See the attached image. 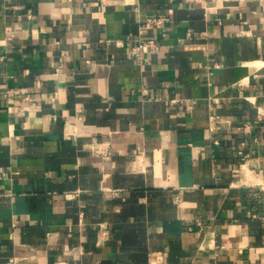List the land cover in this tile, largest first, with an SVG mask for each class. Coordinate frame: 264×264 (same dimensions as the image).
I'll return each instance as SVG.
<instances>
[{
  "label": "crops",
  "instance_id": "1",
  "mask_svg": "<svg viewBox=\"0 0 264 264\" xmlns=\"http://www.w3.org/2000/svg\"><path fill=\"white\" fill-rule=\"evenodd\" d=\"M206 3L0 0V264H264V0Z\"/></svg>",
  "mask_w": 264,
  "mask_h": 264
},
{
  "label": "built area",
  "instance_id": "2",
  "mask_svg": "<svg viewBox=\"0 0 264 264\" xmlns=\"http://www.w3.org/2000/svg\"><path fill=\"white\" fill-rule=\"evenodd\" d=\"M186 1L201 2V3L207 4L206 3L207 0H186ZM206 7L210 8V6H207V5H206ZM162 19H163L162 17H148L146 19V21H145L144 27L147 28V27H151L153 25H159L162 22ZM146 46L155 48L156 47V43H155V41L153 39L141 40V42L138 45L133 47V51L137 52L141 48H144ZM239 84L241 85L242 83L239 82ZM25 98L29 99L28 96L25 97ZM33 104H34V102H31V103H28V104H24L22 106V109L23 110H27ZM259 118H261L260 115H259ZM255 139H257V138H255ZM214 143H218V140L214 139ZM242 144H244V142H242ZM239 153L241 154V158H242L241 163H240L241 171L242 172H246V174L252 173V171H253L252 168L248 167L249 166L248 165V160L250 158L248 153H245L243 150H239ZM105 158H109L108 155H105ZM255 184L258 185L261 188V191H262V198H261V200H262V216L264 218V180H258V181L255 182ZM198 224H201V223L199 222Z\"/></svg>",
  "mask_w": 264,
  "mask_h": 264
}]
</instances>
